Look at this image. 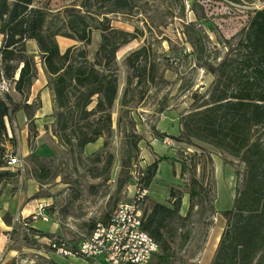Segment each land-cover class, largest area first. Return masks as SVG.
<instances>
[{
	"label": "rangeland",
	"instance_id": "374dc122",
	"mask_svg": "<svg viewBox=\"0 0 264 264\" xmlns=\"http://www.w3.org/2000/svg\"><path fill=\"white\" fill-rule=\"evenodd\" d=\"M133 2L135 6L132 10L112 13L106 12L98 0L36 2L38 5L47 3L53 17H63L68 7H76L83 12L89 9L93 14L92 41L80 42L58 35L62 52L71 46H83L88 57L94 59L102 42V30L96 26L101 27L104 23L130 36L129 41L118 50L113 63L119 92L112 109L110 135L99 138L98 143L87 144L80 152L62 145L54 135L56 108L51 117L44 115L42 120L34 119L33 130L28 122V147L46 158L49 166L46 180H38L40 189L35 196L45 203L43 206L50 216L48 220L41 216L26 218L10 232L11 247L18 251L20 262L45 264V256H61L48 253L49 239H58L70 248H76L98 221L107 220L119 204L132 199L137 185L144 184L142 180L147 166L163 156L166 159L159 163L152 187L148 189V198L166 203L173 189L183 196L181 211L186 214L190 205L189 184L195 170L205 188L204 193H207L204 199H195L201 201L196 207L200 213L194 215L196 236L182 253L186 264H199V256L211 232H219L225 226L222 212L233 206L239 187L238 178L242 177L245 166L210 144L197 139L188 141L183 134L184 117L195 107L196 97L207 92L214 79L211 73L197 64L196 54L184 31L186 24L194 22L197 28L208 34L207 46L215 52H223L225 39L239 36L248 25L252 12L264 7V0ZM28 51L38 62V74L43 66L49 80L37 43L28 42ZM3 82L7 85L4 91L20 100L21 96L15 92L10 80L4 79L0 84ZM48 87L53 92L49 83ZM32 93L31 90L29 97ZM34 102L42 107L41 92L35 95ZM13 132L21 134L17 120ZM12 151L18 153L17 147L10 145ZM31 154L26 156V165L20 171V177L32 176V169L37 168ZM213 195L216 199L211 202ZM210 205L215 208L211 216ZM36 220L51 224L53 233L46 236L37 234L42 230L31 227ZM201 247L202 250L192 258L193 252ZM84 260L87 264L97 262L91 258Z\"/></svg>",
	"mask_w": 264,
	"mask_h": 264
},
{
	"label": "trees",
	"instance_id": "16d2710c",
	"mask_svg": "<svg viewBox=\"0 0 264 264\" xmlns=\"http://www.w3.org/2000/svg\"><path fill=\"white\" fill-rule=\"evenodd\" d=\"M36 2L0 0V82L10 80L21 96L17 100L10 92L0 94V186L16 182L21 176L20 170H13L7 163L8 144L17 147L16 135H9V127L13 131L17 112L24 110L33 130L40 108L36 102L28 103L38 78V62L28 51L29 41L37 43L49 76L56 104L53 132L62 145L81 152L87 144L112 132V109L119 92L113 63L130 34L104 23L96 26L102 30V42L94 59L88 57L83 46H71L62 52L58 35L80 42L92 41L93 14L89 9L83 12L68 7L63 17H53L47 3ZM98 3L109 13L130 11L135 6L133 0ZM184 34L196 54L197 64L214 79L184 117L183 134L188 141L197 139L210 144L245 166L242 177L237 174L239 187L233 206L222 212L226 223L211 264H264V7L252 12L239 36L222 42L223 52L207 46L208 34L194 22L186 24ZM131 65L134 66L132 60ZM31 159L37 167L32 169V177L45 181L49 167L46 158L33 152ZM164 159L165 156L160 157L147 166L144 184L139 186L149 189ZM196 175L195 170L189 184L190 205L186 214L181 211L183 196L173 189L166 203L145 197L142 229L159 244L151 264H186L182 253L196 236L194 215L200 213L196 207L201 201L195 199L207 196ZM214 199L213 195L211 202ZM214 213L215 208L210 205V216ZM4 219L10 222L6 216ZM44 233L37 234L48 235ZM201 250L202 247L195 250L191 257L195 258ZM45 257V264H59ZM9 264L28 263L13 260Z\"/></svg>",
	"mask_w": 264,
	"mask_h": 264
},
{
	"label": "built area",
	"instance_id": "2783aa9c",
	"mask_svg": "<svg viewBox=\"0 0 264 264\" xmlns=\"http://www.w3.org/2000/svg\"><path fill=\"white\" fill-rule=\"evenodd\" d=\"M7 90L5 82L0 84V94ZM169 143L170 142H166ZM9 167L23 171L26 161L19 154L9 152ZM148 190L137 185L132 199L118 205L107 222L98 221L91 232L76 248H70L66 242L50 239L49 248L66 257L91 258L98 264H151L154 255L159 251V244L153 236L142 229L144 221L145 197ZM42 211L34 214V219L41 216L49 219V214ZM0 255V264H3Z\"/></svg>",
	"mask_w": 264,
	"mask_h": 264
},
{
	"label": "crops",
	"instance_id": "0c3cea01",
	"mask_svg": "<svg viewBox=\"0 0 264 264\" xmlns=\"http://www.w3.org/2000/svg\"><path fill=\"white\" fill-rule=\"evenodd\" d=\"M38 76L39 77L37 78L36 82L34 83L31 89L32 92L34 93H32L31 96L29 97L28 103L34 102L35 95L41 92L43 104L42 107L39 108L37 113L35 114V119L39 118L38 120H42L41 117H43L44 115L51 117V115L53 114L52 112L55 108V96L48 87V78L43 69V66L39 68ZM16 118H17V124L21 129V134L20 133L16 134V132H14V134L16 135V139L18 141L17 154H19L21 157H23L26 160V156L29 155L30 153H33L32 150L29 149L28 147V138H29L28 118L24 110L18 111ZM12 133L13 131L9 127V135L12 136L13 135ZM98 141L99 139L92 143H98ZM92 143H89L88 145ZM8 148L10 149V145L8 146ZM39 189H40L39 182L32 176L20 177L16 182L14 181L7 182L0 186V255L3 256V260H4L3 264H9L13 260L20 262L18 251L13 247H11L12 241L9 235L10 232H12L15 229L16 224H20L22 220L26 218H30V217L34 218L35 213H39L42 211L41 207L45 203H42V200L35 196V194L39 191ZM45 212H47L46 209ZM5 216L10 222L5 221L4 219ZM110 216L108 217L107 220H105L106 222L109 220ZM31 227L42 230L45 233H53V229H54L51 226V224H46L39 220H36L35 224H31ZM223 230L224 227L219 232H213V233L211 232L207 245L204 248L201 255L199 256L198 259L199 264H211L216 249L218 247V243L220 241L221 235L223 233ZM48 251H50L48 253L51 254V256L52 253L58 254L53 250H51L49 248V245H48ZM39 253L45 256L44 252L42 253L39 251ZM61 256L55 255L52 257L55 258L59 264H87L86 260H84L85 258L81 259V257L63 256L64 258L68 259V261L66 262V260ZM97 262L95 261L93 263L89 262L88 264H98ZM20 263H26V262L21 261ZM28 264H35V263L32 262Z\"/></svg>",
	"mask_w": 264,
	"mask_h": 264
}]
</instances>
